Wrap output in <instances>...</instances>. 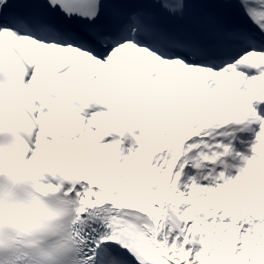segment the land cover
I'll use <instances>...</instances> for the list:
<instances>
[{"label":"snow or ice","instance_id":"obj_1","mask_svg":"<svg viewBox=\"0 0 264 264\" xmlns=\"http://www.w3.org/2000/svg\"><path fill=\"white\" fill-rule=\"evenodd\" d=\"M0 264H264V0H0Z\"/></svg>","mask_w":264,"mask_h":264},{"label":"bare ground","instance_id":"obj_2","mask_svg":"<svg viewBox=\"0 0 264 264\" xmlns=\"http://www.w3.org/2000/svg\"><path fill=\"white\" fill-rule=\"evenodd\" d=\"M246 138L247 139H244V140L238 139L235 142V146H236L237 150H239V151H244L245 150L244 149V145L241 143V141H244L245 143H249L250 144V142L252 140V134L250 133V135H248Z\"/></svg>","mask_w":264,"mask_h":264}]
</instances>
